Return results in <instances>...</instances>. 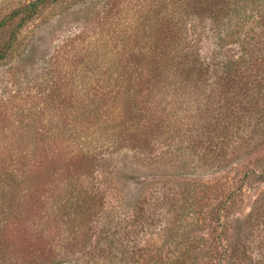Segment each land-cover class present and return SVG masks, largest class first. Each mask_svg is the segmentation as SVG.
<instances>
[{
	"label": "rangeland",
	"instance_id": "374dc122",
	"mask_svg": "<svg viewBox=\"0 0 264 264\" xmlns=\"http://www.w3.org/2000/svg\"><path fill=\"white\" fill-rule=\"evenodd\" d=\"M32 1L0 0V22L6 20L0 29V184L5 179L6 191H23L28 210L20 222L6 221L0 264H178L175 258L189 245V264H264V88L259 95L251 91L252 81L264 83L263 71H253L251 81L243 78L236 89L227 83L219 89L214 74L200 77L193 66L181 98H175V108L190 105L180 121L183 139H152L147 143L153 152L133 148L146 125L138 122L126 142L95 154L92 148L78 151L81 159L64 157L73 183L66 191L63 172L55 191L42 183L31 196V182L24 181L35 143L58 154L64 88L75 99L81 85L115 79L104 75L108 62L142 69L145 51L156 47L150 39L155 30L162 35L172 27L173 50L186 52L201 39L208 57L245 66V33L235 26L240 16L231 13L229 20L221 4L242 0H54L20 26L22 16L12 15ZM212 3L221 8L218 14ZM249 7L257 25L264 0H249ZM214 14L221 18L219 34L208 19ZM260 49H253L252 61L263 68ZM162 94L155 97L158 110L170 103ZM208 98L213 107L226 102L236 121L221 128L223 115L211 122L205 111L199 120L195 109ZM211 139L219 147L211 149ZM93 194L91 205L84 204L82 197ZM66 197L74 199L73 208L53 215ZM2 218L0 211V230ZM49 236L55 247L46 243Z\"/></svg>",
	"mask_w": 264,
	"mask_h": 264
},
{
	"label": "trees",
	"instance_id": "16d2710c",
	"mask_svg": "<svg viewBox=\"0 0 264 264\" xmlns=\"http://www.w3.org/2000/svg\"><path fill=\"white\" fill-rule=\"evenodd\" d=\"M54 0H34L29 3L26 7L21 10H17L13 16L21 17L19 23L20 26L30 20L34 15H36L41 9L48 6ZM212 2V1H211ZM218 3H212L214 12H220L221 8L215 9ZM224 10L227 12V17L229 20L232 17L231 13L235 14L239 21L236 19L235 26L245 33L242 39V53L245 57H250L246 59L245 66L241 65L240 62L236 61H218L214 58L208 57L207 53L203 51V40L199 39L196 46L190 48L188 51L173 50L172 46L176 45L175 42V31L172 32V27L168 29V33L158 34L155 30L151 34L150 39L153 41L151 45L155 44L156 47L150 48V50L145 51L146 59L142 66V69H135L134 67L127 66L126 64L118 65V62H110L104 67V75L108 77H113L115 79H104L98 81L97 84H92L88 86H82L79 91L78 96L73 99L70 96V90L68 85L64 88V100L62 99V104H65V108L62 110L60 117L63 119L64 129L60 132V139L58 144V154L53 151L51 154L49 147H42L39 142L35 143L31 149L30 154H32V159L27 165V173L30 177H25L24 181L31 182L28 184L29 193L32 196L37 190L38 186L43 184H49L48 188H53L54 191L57 189L55 186L56 181L61 176H64L62 180L63 191H66L67 186H72L70 181V175H66V168H68V161L65 162L63 159H79L83 157L78 151H87L92 148V153L94 151H99L102 148H113L118 143L126 142L129 135L134 133L136 130L135 126L138 122L145 121L146 125L141 130L139 129V137L135 142L130 143L133 148H145L149 152H153L154 146L148 144L147 142L152 139L163 138L173 141L180 137L183 139V133L181 132V119L187 118V113L190 110V105L187 102L186 108H175V98H181L180 91L184 90L186 72L192 71L193 73L197 71L203 74L200 77L210 78L214 74L216 79L215 85L219 89L224 83L229 84L232 88L236 89L237 82L241 81L243 78L246 82L251 81L253 71L260 70L264 72V66L259 67L255 64L253 57V49L261 50L260 47H264V15L259 17V22L255 23L254 19L255 11H251L249 7V0H242V2H226ZM262 13V12H261ZM261 15V14H260ZM214 14L212 17L208 18L213 31L216 33L221 31V18ZM226 16V15H224ZM223 16V17H224ZM259 16V15H258ZM258 18V17H257ZM208 19L202 20L203 24L208 22ZM184 19L176 21L173 25L174 30L179 28L180 23ZM5 21L0 22V29L5 25ZM163 22V19L160 20ZM150 43V42H149ZM207 56V57H206ZM118 61V59H116ZM257 62V61H256ZM182 65V68H180ZM225 75L220 77V75ZM198 77V78H200ZM240 79V80H239ZM264 80V79H263ZM254 88L251 91H255L256 94H261L263 90L264 83L251 82ZM87 88V89H86ZM197 90V89H195ZM170 97V103H165L161 105L160 110H158V104L155 100L159 94ZM174 92V93H173ZM249 96V95H248ZM248 96L243 95L242 97L248 98ZM221 97V96H220ZM219 97V98H220ZM253 97L255 95L253 93ZM151 99V102L149 101ZM171 100H175L174 104H171ZM75 104V110L70 111L73 103ZM165 102V101H164ZM212 103L210 98L206 99L205 104H200L195 113H198L199 120L203 118V112H209L210 121L216 122L221 119L219 123L221 128H225L226 125L222 124L232 118L230 123L236 121L235 117H231L232 112L227 111L225 107L226 102H220V105L213 107L209 105ZM254 101L249 105V108L255 107ZM170 106V109L167 106ZM210 106L212 108H210ZM203 107V109H202ZM208 109V110H207ZM238 110L240 112H246V107L239 104ZM234 113H239V111ZM191 112H194L192 110ZM165 115V120H164ZM220 115V116H219ZM242 116V114L240 113ZM216 117L217 120L213 118ZM135 124V125H134ZM211 125V124H210ZM218 128V127H216ZM211 129L213 132L214 129ZM216 132V131H215ZM205 133V130H204ZM231 135L225 136L224 141L228 142ZM211 149L217 148V141L211 139ZM223 149L220 148V151ZM33 164V165H31ZM37 167V170L32 169ZM92 173V172H91ZM14 177V176H13ZM5 179L0 184V194H3L2 203L0 204V211L3 214V229L0 230V247L5 244V236L7 235L6 224L9 222L18 223L21 218L28 216L26 205L22 199L24 192L16 191L9 193L6 191ZM60 191L58 193H61ZM4 198H7L4 199ZM84 198V204H89L93 202L94 194L88 195ZM63 199V198H61ZM73 198L66 197L63 199V206H60L58 213H53L55 216H59L61 212L67 208H73ZM9 221L6 223V221ZM138 232V231H137ZM8 240V238H7ZM52 237H48L46 243L51 244V247L57 245V242L53 241ZM138 240V238H137ZM140 241H138L139 244ZM137 243V241L135 242ZM137 244V245H138ZM110 249L111 244L108 245ZM64 247L69 249V243H64ZM194 246L189 245L186 253L182 252L178 257H176V263L178 264H189L193 257L191 256L194 252ZM113 250V249H112ZM111 250V251H112ZM196 252V251H195ZM228 251L225 256H228ZM227 258H225L226 260ZM137 262V260H135ZM231 262L229 264H233Z\"/></svg>",
	"mask_w": 264,
	"mask_h": 264
}]
</instances>
